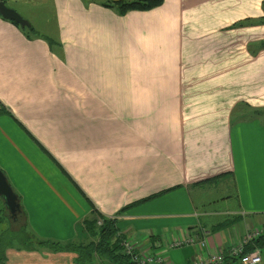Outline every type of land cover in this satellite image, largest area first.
<instances>
[{"label":"crops","instance_id":"1","mask_svg":"<svg viewBox=\"0 0 264 264\" xmlns=\"http://www.w3.org/2000/svg\"><path fill=\"white\" fill-rule=\"evenodd\" d=\"M262 1L118 14L50 0L54 32L30 23L31 39L0 15V169L37 236L75 239L93 204L139 251L189 264L252 227L237 236L223 213L264 223V119L234 120L242 102L264 107V48L250 51L264 24L233 26L262 17ZM218 175L234 206L200 208L195 183ZM5 253V264H75L71 252Z\"/></svg>","mask_w":264,"mask_h":264},{"label":"trees","instance_id":"2","mask_svg":"<svg viewBox=\"0 0 264 264\" xmlns=\"http://www.w3.org/2000/svg\"><path fill=\"white\" fill-rule=\"evenodd\" d=\"M84 3L88 4L89 2H96L102 6L110 7L114 9L118 14H124L130 10H148L159 6L163 0H82ZM262 10L263 15L257 19H243L233 24V26L240 27L245 25H256L264 24V0L262 1ZM18 26L21 31L28 38H34L37 35L34 27L29 23L27 26H20L12 20H8ZM48 45L53 48L58 44L54 39L50 37H43ZM57 46H60L59 44ZM264 48V40L260 41L258 45L256 44L254 48L250 47V51L255 53L258 49ZM242 105V106H241ZM241 108L248 110L251 115L247 118L248 112L241 114L240 117H234V120H252L255 116H261L264 118V107L262 108H250L246 104L240 103ZM8 109L0 102V114L8 113ZM10 113V112H9ZM226 175V174H224ZM224 175H218L210 179H205L195 185H202L209 182H215L216 179L224 177ZM233 179V176L231 175ZM9 183V182H8ZM231 185V184H229ZM11 186V185H10ZM12 187V186H11ZM13 189V188H12ZM14 191V189H13ZM16 194V202L19 204L15 214L11 216L3 204V208L6 210L4 216H0V224L3 222V219H8L9 222L20 223L19 227L12 229L9 225H2V231L0 233V264H5L6 262V249L14 248L16 250L24 251H35V250H47L53 253L56 252H71L75 254L74 263L75 264H140L132 260L131 256L126 254L123 246L122 240L125 237L120 232V228L117 225L118 219L115 217H107L103 215L98 208L92 204V209L90 214L85 217L81 224L77 226V236L75 239L60 241L51 238H43L37 236L29 227L25 210L23 209L20 203L19 195ZM155 195L149 196L147 198L138 200L132 204H129L127 207L133 206L138 203L145 202L149 199L154 198ZM229 195H227L228 197ZM125 207L122 209L124 210ZM240 219L239 216H232L230 221L224 219L222 224L224 226L232 223L234 220ZM101 221L98 224V221ZM260 226L263 228V232L257 238H255L252 243H249L245 247V251L253 249L255 246H262L264 243V223H261ZM7 230V237L3 236V232ZM86 239V240H85ZM228 262L234 263L238 262L237 259H229ZM238 264H240L238 262Z\"/></svg>","mask_w":264,"mask_h":264},{"label":"rangeland","instance_id":"3","mask_svg":"<svg viewBox=\"0 0 264 264\" xmlns=\"http://www.w3.org/2000/svg\"><path fill=\"white\" fill-rule=\"evenodd\" d=\"M5 1H6V3H5L6 6L15 9L23 18L28 20L29 23H31L37 29H39L40 32H45V31L47 32V29L54 32V29H53V8L51 6L50 0H5ZM255 44L258 45V43H256V42H255ZM242 103H245V102H242ZM238 107H239V104H238ZM247 107L262 108V107H251L249 104L247 105ZM239 108H240L239 113L235 117H240V115L244 114L245 112H248V114H246L247 118L251 115V112L249 113V111L248 110L246 111L245 108H241V107H239ZM259 117H261V116H259ZM259 117H256V118H259ZM259 119H264V118L261 117ZM244 120H247V119H244ZM238 121H241V120H238ZM262 121H264V120H262ZM224 183L225 182L223 181V184L220 185V183H217V182L216 183L210 182V183L202 184L201 186H199L197 188H193L192 189V196L194 197V200L198 204V206L200 208H205L204 207L205 205H203V204L212 205V207L217 209V212H221L222 210L226 211V210H228V208H232L235 204L234 200L223 198V197H225V195H228L232 189H231V186L229 184H227V183L224 184ZM3 207H4L3 201L0 198V216H4L6 214V210ZM225 213L226 214L223 213V215L220 217L223 220H224V218H226V219H228L226 221H229V219L232 218V215L227 214V212H225ZM4 217H6V216H4ZM110 217H115L118 219L117 216H110ZM245 222H247V224H245ZM232 223H233V227L235 229V234L237 236H239V234H242V232H244V224H245V227H246V225H248L250 223H252L253 227L260 225L259 220H251V219H248V220L238 219V220L232 221ZM3 224H6L7 226L9 225L12 229L17 228L20 225V223H16V222H12V221L9 222V220L6 218V219H3V222L0 224V230L3 229L2 228ZM230 224H231V222H230ZM1 232L2 231H0V233ZM121 233L123 234V232H121ZM3 236L7 237V230H5L3 232ZM126 238H127V236H125L123 238L122 246H123V242L126 240ZM236 238H238V237H235V239L233 241H235ZM35 251H40V250H35ZM148 254L152 255V257L154 259L159 258V256L162 257V255H160L157 252L149 251V253H148L147 250H144L142 256L145 257ZM150 264H158V263L154 261V262H151ZM232 264H238V262H234Z\"/></svg>","mask_w":264,"mask_h":264},{"label":"built area","instance_id":"4","mask_svg":"<svg viewBox=\"0 0 264 264\" xmlns=\"http://www.w3.org/2000/svg\"><path fill=\"white\" fill-rule=\"evenodd\" d=\"M101 221H98L100 224ZM263 232L262 226L249 227L243 236L237 238L235 241L230 242L225 248V251L219 250L218 252L210 253L204 257L196 256L191 259L189 264H223L228 262L229 259L235 258L240 264H264V245L255 246L249 251H245L246 245L252 243V241L261 235ZM186 242L193 243V237H187ZM182 243V242H179ZM201 246L204 245V240H199ZM264 244V243H263ZM123 249L126 254L130 255L132 260L140 264H150L151 262H157L158 264H169L164 257L154 259L152 255H146L143 257L142 250L138 251L136 242L127 237L123 242ZM149 253V251L147 250Z\"/></svg>","mask_w":264,"mask_h":264},{"label":"water","instance_id":"5","mask_svg":"<svg viewBox=\"0 0 264 264\" xmlns=\"http://www.w3.org/2000/svg\"><path fill=\"white\" fill-rule=\"evenodd\" d=\"M0 15L5 19L16 22L20 26L29 25L28 20L23 18L15 9L6 6L3 0H0ZM0 198L3 201V204L8 210L9 214L13 216L19 204L16 202V194L10 186V183H8V180L2 169H0ZM223 264L230 263L225 262Z\"/></svg>","mask_w":264,"mask_h":264}]
</instances>
